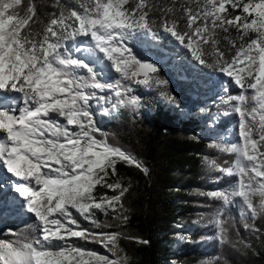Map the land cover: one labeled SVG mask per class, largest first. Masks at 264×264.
<instances>
[{
    "label": "snow or ice",
    "instance_id": "6c2138e0",
    "mask_svg": "<svg viewBox=\"0 0 264 264\" xmlns=\"http://www.w3.org/2000/svg\"><path fill=\"white\" fill-rule=\"evenodd\" d=\"M22 3L0 0V130L6 134L0 136V165L22 181L14 185V192L23 198L26 211L34 214L38 235L0 240V264H126L115 251L110 258L73 243L72 238L102 242L114 250L119 234L81 229L72 210L99 227L95 211H115L128 191L119 182H107L109 169L114 175L117 162L122 161L147 172L134 156L97 139L100 130L91 101L107 100L98 92L111 91L116 98L113 108L139 107L131 85L162 83L150 75L157 67L141 62L125 43L136 32L156 35V22L149 19L154 5L136 0L135 7L128 8L129 0H81L83 11L62 12L38 39L39 34L24 31L36 14L35 6L29 3L21 15ZM228 6L241 14L231 16ZM184 12L187 31H179L177 21L167 19L164 31L197 62L217 67L242 90L229 97L240 118L239 141L221 149L235 153L237 159L219 168L238 180L230 191L210 195L222 200L224 207L239 198L244 206L241 215L247 211L255 218L264 214V0H202ZM229 27L236 29L241 41L238 47L231 42L236 51L230 60L216 47L215 39L217 29L228 32ZM250 33L255 37L245 40ZM82 37L90 38L83 48ZM207 44L212 45L215 65L204 58ZM82 69L85 75L78 74ZM112 70L120 79H110ZM212 166L217 167L215 162ZM98 184L121 191L97 198ZM221 215L216 224L220 242L226 243L228 230Z\"/></svg>",
    "mask_w": 264,
    "mask_h": 264
},
{
    "label": "trees",
    "instance_id": "16d2710c",
    "mask_svg": "<svg viewBox=\"0 0 264 264\" xmlns=\"http://www.w3.org/2000/svg\"><path fill=\"white\" fill-rule=\"evenodd\" d=\"M29 3L35 6L36 14L24 31L39 34L38 39L51 19L62 12L67 15L73 9L83 11L81 0H23L18 9L21 15ZM150 3L154 7L149 19L156 22V35L134 34L129 42L135 54L146 52L161 60L152 76L162 83L134 87L133 94L140 99L139 107L126 106L111 114L105 112L109 104L100 103L94 110L100 130L95 133L97 139L134 156L147 172L122 161L117 162L114 175L109 169L107 182H119L128 191L121 197L115 212L96 214L95 220L100 226L95 230L119 234L117 246L129 264H196L203 249L196 227L186 240L174 238L172 227L176 223L193 224L191 189L201 185L203 150L214 130L225 129L235 116L230 112L222 114L216 119L215 128L207 130L197 106L207 99L211 100L209 107L216 106L213 92L221 84L228 94L239 95L241 91L234 88L228 78H223L217 67L188 60L181 45L163 29L167 19L176 20L179 31H187L184 8H196L202 0H150ZM135 4L136 0H129L126 7L133 8ZM169 8L171 12L165 11ZM228 12L231 16L241 13L240 9L233 10L230 6ZM215 39L216 47L226 59L235 50L231 42L235 41L237 46L241 42L234 27H229L228 32L217 29ZM204 50L207 63L215 65L212 45H204ZM101 95L106 96V93ZM248 107H252L251 102ZM120 191L106 190L113 196ZM14 206L22 207L18 203ZM75 217L81 221L79 216ZM245 219L250 224L249 233L234 246L220 243L219 253L211 264H264V214ZM29 223V216L24 215L0 218L1 229H9L13 235L22 229L21 235L25 238L32 234ZM81 246L89 248L85 243Z\"/></svg>",
    "mask_w": 264,
    "mask_h": 264
},
{
    "label": "rangeland",
    "instance_id": "374dc122",
    "mask_svg": "<svg viewBox=\"0 0 264 264\" xmlns=\"http://www.w3.org/2000/svg\"><path fill=\"white\" fill-rule=\"evenodd\" d=\"M249 19H251V17H249ZM201 23L203 22L201 21ZM136 33L134 34L143 35V36L150 35V34L146 35L143 32H136ZM254 37H255V33H250L248 37H245V40H249ZM81 39H83L86 42L85 44L90 42V38L88 37H82ZM130 39L131 37L127 39L125 43L134 56H136L138 59L140 58V56L151 57L149 56V54H146V52H144L141 55L135 54L132 51L133 47L130 45L129 42ZM67 43L70 46L72 42L69 41ZM182 49L185 51L186 53L185 56L188 60L190 61L194 60L195 63L200 64L192 57L191 52L188 49L184 47H182ZM235 51L236 49L232 52V55L229 57L228 60H230L235 55ZM158 59L159 58H157V60ZM158 64H159V60H158ZM82 70L86 71V69H82ZM83 72H79L78 74L80 75L84 74L85 72L84 73ZM188 73L189 71H187V74ZM221 74L223 78H228L230 84L234 86V88L238 89L239 91H242L237 85H235L231 77H228L226 74L222 72ZM110 79L113 81L116 79H120V74L115 73V71L112 70L110 72ZM123 83L128 84L130 82L123 81ZM136 85H140V84L131 85L133 90ZM141 86L144 87L147 85H141ZM105 93L107 97V103H105V100L99 102L95 100L91 101L93 113L94 110H96V108L99 107L100 103H103V104H109L108 110L105 111L106 113L109 112L111 114H116L118 109L113 108L112 106L113 102L116 99L114 94L111 91H105ZM133 93L134 91L131 93V95H134ZM213 93L215 95L214 102L216 103V106H212V107L208 106V104H210L211 102L210 99H207L204 104H198L197 106V108H199L203 114L201 120L202 122L205 123L206 129L207 130L214 129L215 128L214 124L216 122V119L219 118L222 114L230 112V113H234L235 116L232 117V119L230 120V122L228 123L225 129L214 130L213 133L214 135L211 134L213 137L209 138L206 148L203 150L204 153L200 163V173L202 176L200 180L201 185L193 186V189H191L190 198L194 202V207L192 210L193 215L191 216L193 224L184 225L182 223H176L172 227L173 237L178 240H186L189 234L195 232V230L198 233L197 237L198 239H200L199 244L203 249L200 257L196 259V264H211V262L216 258V256L219 253L221 242H220V231L216 224V218L218 213H222L221 219L225 221V227L228 230L227 231L228 242L225 243L228 246H234L235 243H237L241 239V237L246 236L249 233L250 224L249 222L247 223L245 221L246 220L245 218H248L250 220L252 219L250 212L246 211V214L241 215V209L244 206L239 202V198H237L236 203L224 207L222 200L215 199L210 195V193L216 191H230L235 186L238 180V177L236 175H228L220 171L219 168L229 167L237 159L235 153L225 152L222 151L221 149L223 147L229 146L239 141L238 126L240 119L239 114L234 111L235 101L229 100V97L236 96L238 95L237 93L228 94L227 91L225 90V86L222 84ZM13 95L19 96L20 93H13ZM98 95H101V93L98 92ZM21 106H22V102H21ZM251 106L252 107L254 106L253 102H251ZM186 109L187 108L184 107V110ZM94 120L96 122V125H98L97 124L98 117L96 114H94ZM4 135L6 134L3 132V130H0V136H4ZM212 162H215L217 167H213ZM17 183H22V181H19L17 177H13L11 173L7 172V169L5 167L0 165V204H1L0 218L5 216L11 218L17 215L29 216L30 218L29 224L32 234L26 238L32 239L33 237L38 235V222L34 214L26 211L23 198L19 197L18 193L14 192V185ZM106 190H109V188L98 184L94 189V194L96 195L97 198L103 196L104 194H107V197H113V195L110 194L109 192H106ZM16 203L22 205L21 209L14 208L15 207L14 205H16ZM72 211L74 216L77 215L81 218V221L77 219L80 223L81 229H88L93 233H110L106 231H96L95 230L96 224L83 219V217L75 213V210ZM113 212L115 211L108 210L107 213H102L99 210H96L95 216L98 213L100 214V216H103L106 214H111ZM246 224L249 225V227H246L245 226ZM193 227H196V229L193 230L192 229ZM21 230L22 229H18V231L20 232L13 235L9 229H1L0 227V240L12 241V240H16L17 238L23 240L25 239V237L21 235ZM72 242L77 244L82 249L94 251L99 255H105V256H109L110 258H114L113 251H115L116 256L123 258V255L120 253L118 246H116V248L113 250L111 245L105 247L104 243L102 242H91L89 240L78 239V238H72ZM82 243L87 244L89 248L82 247L81 246ZM125 262L126 264H129L126 260Z\"/></svg>",
    "mask_w": 264,
    "mask_h": 264
},
{
    "label": "water",
    "instance_id": "95a60500",
    "mask_svg": "<svg viewBox=\"0 0 264 264\" xmlns=\"http://www.w3.org/2000/svg\"><path fill=\"white\" fill-rule=\"evenodd\" d=\"M139 60L141 62L152 63L155 66L158 65L157 58H152V57H147V56H140Z\"/></svg>",
    "mask_w": 264,
    "mask_h": 264
},
{
    "label": "bare ground",
    "instance_id": "6f19581e",
    "mask_svg": "<svg viewBox=\"0 0 264 264\" xmlns=\"http://www.w3.org/2000/svg\"><path fill=\"white\" fill-rule=\"evenodd\" d=\"M85 46H86V44H85V45H82L81 47L83 48V47H85ZM145 55H146V54H145ZM158 60H159V59H158ZM159 62H161V60H159ZM83 71H84V70H80L79 72H83ZM84 72L86 73V71H84ZM84 72H83V73H84ZM85 73H84V74H85ZM13 177H14V176H13Z\"/></svg>",
    "mask_w": 264,
    "mask_h": 264
}]
</instances>
